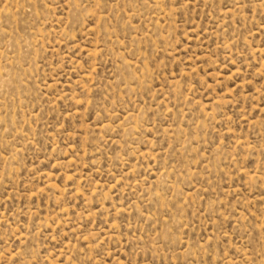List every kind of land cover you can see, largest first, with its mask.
<instances>
[{
    "label": "rangeland",
    "instance_id": "obj_1",
    "mask_svg": "<svg viewBox=\"0 0 264 264\" xmlns=\"http://www.w3.org/2000/svg\"><path fill=\"white\" fill-rule=\"evenodd\" d=\"M0 264H264V0H0Z\"/></svg>",
    "mask_w": 264,
    "mask_h": 264
}]
</instances>
